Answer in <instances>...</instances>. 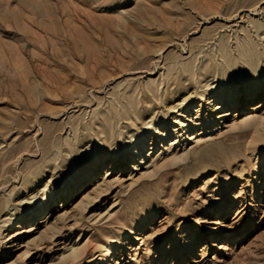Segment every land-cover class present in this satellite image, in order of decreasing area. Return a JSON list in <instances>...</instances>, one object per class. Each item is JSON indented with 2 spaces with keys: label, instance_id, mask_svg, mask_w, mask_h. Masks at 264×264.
I'll list each match as a JSON object with an SVG mask.
<instances>
[{
  "label": "rangeland",
  "instance_id": "1",
  "mask_svg": "<svg viewBox=\"0 0 264 264\" xmlns=\"http://www.w3.org/2000/svg\"><path fill=\"white\" fill-rule=\"evenodd\" d=\"M252 62L264 70V0H0V264L59 263L73 248L76 264H264ZM216 96L234 107L219 126ZM130 105L138 119H123ZM143 136L137 163L125 148ZM87 152L98 177L57 198L48 223L8 227ZM121 238L102 262L99 247Z\"/></svg>",
  "mask_w": 264,
  "mask_h": 264
},
{
  "label": "bare ground",
  "instance_id": "2",
  "mask_svg": "<svg viewBox=\"0 0 264 264\" xmlns=\"http://www.w3.org/2000/svg\"><path fill=\"white\" fill-rule=\"evenodd\" d=\"M114 5L115 3H111L108 6L111 7ZM131 29L134 33V28H131ZM247 70L252 74L254 81L257 80L261 82L262 84H264V70L261 68L259 64L252 62L251 65H248ZM262 84L260 86H263ZM256 86H258V83L253 82L251 84V89H255ZM31 92L34 94L35 97L39 95L40 96L43 95L37 90V85H34L32 87ZM200 98H202V101L204 100L203 95L200 96ZM211 98L212 97L208 98L209 99L208 104H210ZM221 100H222L221 96H218V97L216 96V99L213 100L212 102L214 103L215 101H217V103L212 104L210 106V108H212L214 112L219 111L216 116L217 126L221 124L222 120H227L231 117L233 113L231 109L234 108V107L232 108L226 107L224 104H222ZM238 100H240V102L242 101L241 98H239ZM256 108H257L256 105L255 106L253 105L250 107V111H257ZM123 114H124L123 119H126V120H133V119L135 120L139 118V114H137V111H135L131 105L127 108V111L126 110L124 111ZM256 123H258V126H259V129H257V133L263 132L264 131V118L258 119ZM110 129H112V125H110L107 128V131H109ZM151 130H152L150 132L151 134H153V132L154 133L157 132L155 128H152ZM103 133L107 134L106 132H103ZM164 133L165 131H163L161 135L164 136L165 135ZM105 137H108L107 141L111 143L112 138L108 135H106ZM149 139H150L149 136L148 137L143 136L141 138L136 137L133 144L130 147L125 148L126 153H129L130 155H132L133 158H135L136 161H138L137 163H143V160L146 157L144 154V148L147 147V143L150 141ZM263 147L264 146H261L259 150L260 153L258 154V157L260 158H263V155H262L264 154ZM76 151H77L76 149L68 150V152L70 153H75ZM89 153L90 152H87L84 159H81V163H79V167L74 170L73 174L67 175L66 178L60 183L58 188L52 187L49 190V192H46V193L43 192L41 196H35L34 199L29 203L28 207L22 208L20 210L22 214L16 216L17 223L15 224L14 221H11L8 223L9 225L8 227L10 229H15L16 227H19V224L21 222H24V223L28 222V223H34V224L37 223L38 225L48 223V220H47L48 216L52 213L54 205H55V201L57 198H69L72 194H74L76 189L80 188V186L82 187L86 183L87 180L98 177L101 174L100 173L101 166H102L101 161L99 160V158H96L95 160H98V162L96 163L97 165L95 164L96 166L91 167L90 158L92 157V155ZM37 178H39L38 173L32 174L31 179L33 180V182L29 183L27 187L28 188L32 187V185L36 182ZM23 214H28L29 216H32V218L31 219L26 218V217L20 218ZM40 216L41 218H38ZM216 224L217 222H215L214 226L212 227V231H211L212 236L217 234L219 231ZM54 229H55V226L49 227L47 230L44 231V233L38 239L51 236L49 234ZM127 231L131 232L132 230L129 229ZM14 234L15 232L13 230L7 233L6 235L2 234V238L4 239V242H8L14 239L15 237ZM38 239H37V242H39ZM125 245H126V240L122 238L109 243L108 247H106L105 245H101L99 247L100 252L102 254V257H100V260L102 262H105V261L112 262L113 257L116 255V250L119 247H123ZM26 253L27 252H25V254ZM80 253H81V250L79 248H73L69 254H67L66 256L60 257L59 263H51V264H76L79 260L78 258L80 257Z\"/></svg>",
  "mask_w": 264,
  "mask_h": 264
}]
</instances>
